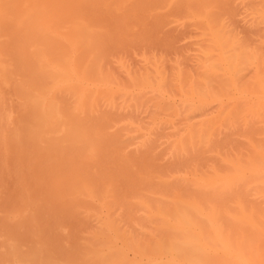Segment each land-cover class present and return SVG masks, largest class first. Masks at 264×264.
<instances>
[{"label":"bare ground","instance_id":"obj_1","mask_svg":"<svg viewBox=\"0 0 264 264\" xmlns=\"http://www.w3.org/2000/svg\"><path fill=\"white\" fill-rule=\"evenodd\" d=\"M135 23L153 40L185 26L192 55L128 65L111 46ZM0 93L28 110V183L68 187L87 216L109 205L104 186L123 193L126 223L93 233L121 242L114 264H264V0H0ZM89 146L94 177L65 174Z\"/></svg>","mask_w":264,"mask_h":264},{"label":"rangeland","instance_id":"obj_2","mask_svg":"<svg viewBox=\"0 0 264 264\" xmlns=\"http://www.w3.org/2000/svg\"><path fill=\"white\" fill-rule=\"evenodd\" d=\"M162 27L154 40L149 38L141 23L121 27L117 34L119 41L112 44L114 51L111 54L120 55V59L128 65H135L153 51L158 52V58L168 59L169 63L175 64L181 62L178 54L183 50L187 56L192 55L193 46L189 45V36L186 35L188 29L185 26L169 24ZM169 44L173 47L169 48ZM11 97V94L0 93V264H38L36 255L39 251L46 253L47 257L54 256L51 264H112L120 257V253L113 254L112 251L119 248L121 242L114 239L113 231L99 236L97 233L100 232L93 233L99 230H96L98 218L105 223H112L116 219L126 223L128 203L123 193L118 187L104 186L109 205L100 214L90 216V212H86L89 214L87 216L83 213L82 204H75L65 198L64 195H69L68 187L60 184L45 185V181L35 185L28 183L34 177L28 163L33 147L29 145L27 138L18 135L21 129L19 122L26 117L28 110L24 109L23 104L7 101ZM136 143L133 140L127 151L135 153L141 149L140 144ZM87 151L88 153L81 154L87 168H80L78 163L71 162L72 165L65 174L78 170L87 177H94L104 155L97 153L92 146ZM155 151L160 156L159 162L173 163L172 156L165 151L163 145ZM43 155L31 156L35 170L38 166L42 167ZM173 170L176 172L178 169ZM173 175L175 177V173ZM136 178L139 180V176ZM130 179L133 180L134 177L130 176ZM87 200L93 201L95 198L90 195ZM133 224L138 227L139 222ZM91 235L95 236L98 245L90 242V238H94ZM83 242L85 248L82 247Z\"/></svg>","mask_w":264,"mask_h":264}]
</instances>
